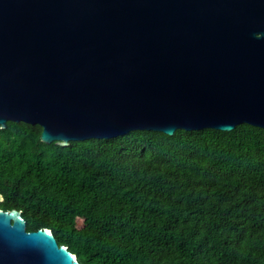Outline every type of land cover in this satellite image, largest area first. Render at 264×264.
<instances>
[{"label": "water", "instance_id": "water-1", "mask_svg": "<svg viewBox=\"0 0 264 264\" xmlns=\"http://www.w3.org/2000/svg\"><path fill=\"white\" fill-rule=\"evenodd\" d=\"M45 143L264 128V0H0V125ZM4 196L0 193V203ZM0 264H81L0 208Z\"/></svg>", "mask_w": 264, "mask_h": 264}, {"label": "trees", "instance_id": "trees-1", "mask_svg": "<svg viewBox=\"0 0 264 264\" xmlns=\"http://www.w3.org/2000/svg\"><path fill=\"white\" fill-rule=\"evenodd\" d=\"M42 130L0 125V208L22 210L28 230L52 228L81 264H264V128L68 146Z\"/></svg>", "mask_w": 264, "mask_h": 264}, {"label": "rangeland", "instance_id": "rangeland-1", "mask_svg": "<svg viewBox=\"0 0 264 264\" xmlns=\"http://www.w3.org/2000/svg\"><path fill=\"white\" fill-rule=\"evenodd\" d=\"M82 224H83V219L78 218V225H79V226H82Z\"/></svg>", "mask_w": 264, "mask_h": 264}]
</instances>
